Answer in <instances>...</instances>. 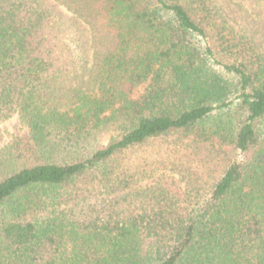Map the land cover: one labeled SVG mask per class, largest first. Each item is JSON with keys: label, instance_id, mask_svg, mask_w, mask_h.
Instances as JSON below:
<instances>
[{"label": "trees", "instance_id": "16d2710c", "mask_svg": "<svg viewBox=\"0 0 264 264\" xmlns=\"http://www.w3.org/2000/svg\"><path fill=\"white\" fill-rule=\"evenodd\" d=\"M238 33L217 0H0V264H264V53ZM169 135L209 156L134 157Z\"/></svg>", "mask_w": 264, "mask_h": 264}, {"label": "rangeland", "instance_id": "374dc122", "mask_svg": "<svg viewBox=\"0 0 264 264\" xmlns=\"http://www.w3.org/2000/svg\"><path fill=\"white\" fill-rule=\"evenodd\" d=\"M223 9V16L227 19V25L234 31L239 32L244 38L258 46L259 52L264 53V0H217ZM6 133L21 139L28 136L27 128L15 116L1 127ZM153 145H147L140 149L134 157L142 156L153 160H167L185 168H196L201 159H206L209 155L207 151L198 150L195 154L193 150L183 147L180 141H191L188 138H178L176 135H169L153 140ZM8 142L6 137L0 146ZM107 142V141H104ZM166 153V154H165ZM167 172V171H166ZM159 173V172H158ZM170 182L179 180V175L175 171H169L166 175ZM185 184H181L183 187Z\"/></svg>", "mask_w": 264, "mask_h": 264}]
</instances>
